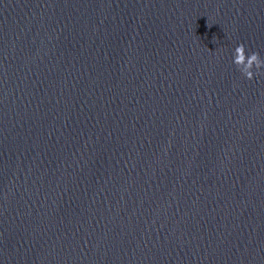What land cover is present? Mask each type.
Segmentation results:
<instances>
[{
	"label": "clouds",
	"instance_id": "9594fccd",
	"mask_svg": "<svg viewBox=\"0 0 264 264\" xmlns=\"http://www.w3.org/2000/svg\"><path fill=\"white\" fill-rule=\"evenodd\" d=\"M233 63L247 80H252L257 75H264V58L261 57L259 51L246 54V45L243 42L234 49Z\"/></svg>",
	"mask_w": 264,
	"mask_h": 264
}]
</instances>
